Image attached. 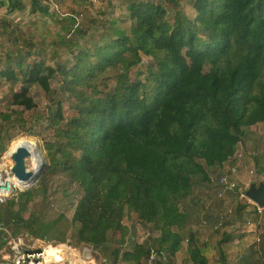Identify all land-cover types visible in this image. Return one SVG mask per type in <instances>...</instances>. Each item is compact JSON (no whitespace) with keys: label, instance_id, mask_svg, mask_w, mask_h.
I'll list each match as a JSON object with an SVG mask.
<instances>
[{"label":"trees","instance_id":"16d2710c","mask_svg":"<svg viewBox=\"0 0 264 264\" xmlns=\"http://www.w3.org/2000/svg\"><path fill=\"white\" fill-rule=\"evenodd\" d=\"M127 8L125 17L112 20L108 43L76 47L63 63L30 51L0 67V82L12 86L10 104L19 108L3 118L17 117L26 134L39 108L36 88L49 97L58 92L76 112L66 118L60 99L43 110L54 131V141L45 143L49 166L39 188L28 186L3 205L5 226L16 238L26 233L49 242L47 229L57 224L67 240L65 216L22 217L32 198L47 194V175L60 170L82 191L70 221L79 244H118L113 264L120 258L140 264L153 251L175 256L188 240L193 263L207 264L194 247L185 202L196 198L197 185L211 182L212 172L230 161L237 165L239 145L264 123V0H195L194 20L175 10L172 21L152 0H129ZM127 22L129 31L116 28ZM77 30L60 44L77 46ZM33 55L38 59L28 62ZM142 56L152 63L133 71ZM254 163L264 174V157ZM131 214L159 235L127 248L124 221Z\"/></svg>","mask_w":264,"mask_h":264},{"label":"rangeland","instance_id":"374dc122","mask_svg":"<svg viewBox=\"0 0 264 264\" xmlns=\"http://www.w3.org/2000/svg\"><path fill=\"white\" fill-rule=\"evenodd\" d=\"M78 1L81 2V7H75V10L72 9L74 3H72L71 5H67L65 3L66 0L58 1L61 11L60 14L56 12L53 15H49V19H44L45 17H39L38 21L24 23L23 30H17L13 37L9 38V40H11V42H9V46H11V48H14V43H19V41H21L22 39L21 35L23 34V39L29 38L30 40L31 38L34 40L33 50L29 48L27 49L26 45H23V56L26 55L27 52L31 51L32 53H36L38 51L41 52V54H44L45 59L48 62L52 61V57L55 56L59 61L63 63L66 60L71 59L70 51H73L76 47L77 50L80 48L84 50L85 48H90L96 44H100V42H110L113 36L112 30H110L111 22L113 19L118 20L121 17H125V15L128 13L127 5L129 0ZM152 1L162 3L166 7V9L170 11V17L172 21L175 15V10L181 11L191 20H194V18L196 17V11L194 8L195 0H175L178 3V8L174 6L175 3L172 0ZM74 14H82V17L79 20L80 26L77 29L82 30L83 35H78V37H76V33L78 31L77 30L76 33H74V35L72 36L74 38L71 37L73 41L78 42L76 44L77 46L68 49L67 45L63 46L60 43L66 38L70 39L68 37L69 34L72 33L71 31L74 28ZM130 27V22L121 24L118 23L116 25V28L124 29L125 31H129ZM204 40V36L202 35L201 41L203 42ZM37 59L38 57L33 55V57L30 58L28 62L33 63ZM142 59V64L139 67L134 68L133 71H136L138 69L141 71H146L149 63H152L151 58L142 56ZM115 73L116 72H111L109 76H113ZM113 82L114 81H110L111 86L113 85ZM53 87L54 89H57L58 84L54 83ZM11 91V85L7 84L5 81L0 82V145H2L3 148V151H0V165L3 164V157L10 153L13 143L18 138H28L35 144L42 160L41 169L34 181L29 184L28 189H31L32 187L36 188L37 186V188H39V181L43 174L47 171V168L49 166L47 153L45 150V143L49 141H54V131L52 127L48 126L47 121L45 120V112L43 110L47 108L55 109L57 104L55 105L51 101H58L60 99L61 101H63V109L66 118L69 119L75 116L76 112L70 108L68 101H66L62 96L58 95V92L52 93L49 97L44 93L42 89L36 88L34 89V96L37 104L39 105V108L35 111L34 114H32L33 127L31 132L26 134L24 128L22 129L23 124L18 122L17 117H13L12 120H10L9 122H6V120L3 118L5 115H10L11 112L19 109L17 107H13L10 104ZM26 117L28 118V114H26ZM26 127L30 128V125L27 124ZM251 130L257 134L256 136L258 139L255 140V142L251 143V147L244 146L238 149L240 152H238L237 155H241V161L238 163L239 167L237 168L238 172L236 174L231 173L224 176L227 177L229 180H234L235 183H238L241 187H244L245 184L251 185L252 183H254L256 185H259L260 183L264 182V174L257 173L258 169L255 167L254 163V158L257 157L259 154L264 157V123H260L254 126V128L252 127ZM256 143H258V145H256ZM12 163L11 165L10 163H7L9 166V170L12 168ZM230 163L231 161L226 163L227 170H229L231 167H234L233 165H230ZM32 165V161H30V159H27L26 167L28 168V170H31ZM46 186L47 194L43 195L39 193V195L35 196L34 199L32 198V201L27 206L26 211L23 212L22 217L24 219H27L30 213H34L38 218H42L45 221H54L55 219L59 218L60 215L65 216V219H67V223L70 224L68 225L69 232L67 239H70L72 242H75V234L77 229L76 226L71 225L70 221L72 220L75 206L78 202V199L82 195V191L80 190L78 185L71 184L68 175L60 170L56 173L47 175ZM25 188H27L26 184L23 185V189ZM220 192H222L221 187L217 189V195ZM226 193L227 192H225L224 199H226L227 197H231L232 199L236 200V198H238L237 192L233 193L232 196H229ZM53 223L54 222H52V224ZM124 224L126 225V227H128L130 234V236H128L126 240L128 242V245L126 246L127 248H133L143 236L147 235L148 232L153 237L159 235L158 232L153 231L152 227L144 228L143 226H140L137 222V217L135 214H131L128 218L126 217ZM63 225L65 226L64 222L62 223V227ZM50 230L47 229L48 234H50L49 238L51 239L49 242L41 241L38 239V241H35L31 236H28L26 233H23L20 238L24 240L26 246L40 245L45 247L46 245H49V243L53 245H59L58 243H61L62 241L66 242L65 237L61 236L57 224L56 228L51 227ZM9 231L11 234L8 233L7 236L12 235L11 228L9 229ZM114 239L115 241H119L120 234H115ZM183 244L189 245L186 247H191L190 242L186 243V240ZM111 246L114 247L113 243L109 242L107 244H104L101 249H107ZM115 246H118V244H115Z\"/></svg>","mask_w":264,"mask_h":264},{"label":"crops","instance_id":"0c3cea01","mask_svg":"<svg viewBox=\"0 0 264 264\" xmlns=\"http://www.w3.org/2000/svg\"><path fill=\"white\" fill-rule=\"evenodd\" d=\"M58 1L62 0H0V67L6 61H16L15 57L20 53L23 54V45L30 44L29 38L23 39L22 34L21 41L14 43L15 47L11 48L9 38H12L17 30H23L24 23L38 21L39 17L49 19L48 16L56 12L60 14ZM69 1L66 0L65 3L67 5L74 3L73 10L75 7H81V2L78 0ZM30 40L32 43L34 42L33 39L30 38ZM248 135L238 149L244 146L251 147V143L258 139L257 134L252 130ZM238 152L240 151L238 150ZM240 161L237 160V163ZM231 164L234 167H239V164L235 165L233 161ZM226 166L223 165L211 173L209 184L205 182L197 185L194 195L196 198L185 202L186 210L190 211L192 215L189 230L194 235V247L199 250L207 264H264V209L258 212L253 204L241 203L237 198L236 200L231 197L224 200L218 198L217 189L220 186L217 181L221 177L231 174L230 169L227 170ZM233 193L228 191L226 194L232 196ZM229 210H232L231 214H228ZM4 213L5 206H0V224L2 225V230H0V264H5V259L12 256L9 239L21 237L7 236L11 226H5ZM248 222L251 223L250 226ZM148 236H150L149 232L137 244L145 242ZM34 240L38 241L39 239ZM58 244L67 246L65 262L61 264H99L104 259L108 260L109 264H113L112 250L116 248L115 246L107 249H101V247L95 249L79 244L77 241L72 242L70 239ZM186 246L189 245L183 244V249L179 253L170 256L168 264H194L189 252L191 248ZM85 248L90 252V260L84 257ZM145 261L146 259H142L140 264H144ZM116 264L137 263L120 258Z\"/></svg>","mask_w":264,"mask_h":264},{"label":"built area","instance_id":"2783aa9c","mask_svg":"<svg viewBox=\"0 0 264 264\" xmlns=\"http://www.w3.org/2000/svg\"><path fill=\"white\" fill-rule=\"evenodd\" d=\"M73 16L75 22L72 31L80 26L79 20L82 17V14H74ZM7 155L3 157L4 162L0 165V205H4L9 200L15 199L18 190L23 189L21 181H15L11 169L9 170V166L6 162ZM235 158L240 161L241 155H236ZM237 168L238 167L236 166L233 168L231 167V173L236 174L238 172ZM218 184L222 189V192L217 195L218 198L224 199L225 192L228 191L234 193L237 192L238 201L241 203L253 204L258 212L262 211V209L250 201L245 194L250 187V184H245L244 187H241L238 183H235L234 180H229L227 177L221 178ZM231 213L232 210H229L228 214ZM248 225L250 226L251 223L248 222ZM1 227L2 225L0 224V230H2ZM8 242H10L9 245L12 256L5 259V264H61L65 262V248H67V246L64 244L53 245L49 243V245H46L45 247L40 245L26 246L22 238H10ZM186 243H188V240H186ZM126 245H128V242ZM52 250H54V252H52ZM83 254L85 259L90 260L91 255L87 248L84 249ZM169 259V254L153 251L144 264H168ZM99 264L109 263L104 259Z\"/></svg>","mask_w":264,"mask_h":264},{"label":"water","instance_id":"95a60500","mask_svg":"<svg viewBox=\"0 0 264 264\" xmlns=\"http://www.w3.org/2000/svg\"><path fill=\"white\" fill-rule=\"evenodd\" d=\"M0 151H3L2 145H0ZM30 156V151L25 147L17 148L11 156L15 163V166L11 168V172L17 180L24 183H32L37 177V174L34 176L33 172L26 167V161ZM245 194L250 201L259 208L264 209V182L259 185L252 183Z\"/></svg>","mask_w":264,"mask_h":264},{"label":"bare ground","instance_id":"6f19581e","mask_svg":"<svg viewBox=\"0 0 264 264\" xmlns=\"http://www.w3.org/2000/svg\"><path fill=\"white\" fill-rule=\"evenodd\" d=\"M19 147H25L30 151L31 156L29 159H30V161H32L33 165H32L31 170H29V171H32L34 176H35L36 174L39 173V171L41 169L42 161H41V157L37 151L35 144L26 137H20L13 143L12 148L10 150V153H8V155L6 157V162L10 163V165H11V163L13 162V160H11V156L14 153V151ZM14 166H15V163L13 162L12 167H14ZM14 180L16 181L17 179L15 178ZM21 183L23 185L26 184L27 187L29 186V184H31V182L30 183L21 182ZM52 252H54V250H52Z\"/></svg>","mask_w":264,"mask_h":264}]
</instances>
